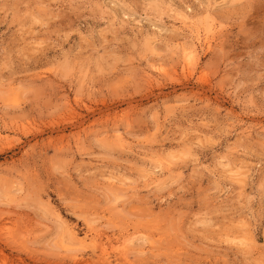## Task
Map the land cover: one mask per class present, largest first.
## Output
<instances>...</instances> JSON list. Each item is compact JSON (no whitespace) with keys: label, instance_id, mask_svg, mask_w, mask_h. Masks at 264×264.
I'll use <instances>...</instances> for the list:
<instances>
[{"label":"rangeland","instance_id":"374dc122","mask_svg":"<svg viewBox=\"0 0 264 264\" xmlns=\"http://www.w3.org/2000/svg\"><path fill=\"white\" fill-rule=\"evenodd\" d=\"M0 264H264V0H0Z\"/></svg>","mask_w":264,"mask_h":264},{"label":"bare ground","instance_id":"6f19581e","mask_svg":"<svg viewBox=\"0 0 264 264\" xmlns=\"http://www.w3.org/2000/svg\"><path fill=\"white\" fill-rule=\"evenodd\" d=\"M208 43V42H207ZM186 53V52H185ZM189 53V52H188Z\"/></svg>","mask_w":264,"mask_h":264}]
</instances>
